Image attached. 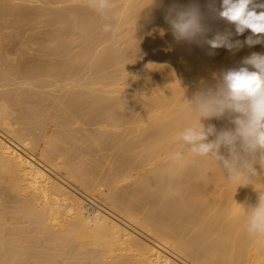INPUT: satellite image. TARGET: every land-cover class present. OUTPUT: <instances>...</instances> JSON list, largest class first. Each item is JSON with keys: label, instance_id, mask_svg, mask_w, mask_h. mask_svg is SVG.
<instances>
[{"label": "bare ground", "instance_id": "obj_1", "mask_svg": "<svg viewBox=\"0 0 264 264\" xmlns=\"http://www.w3.org/2000/svg\"><path fill=\"white\" fill-rule=\"evenodd\" d=\"M193 2L209 38L252 35L211 0H116L103 15L88 0H0V264H264L245 228L254 187L171 158L192 122L183 98L264 53L177 41L166 10Z\"/></svg>", "mask_w": 264, "mask_h": 264}, {"label": "clouds", "instance_id": "obj_2", "mask_svg": "<svg viewBox=\"0 0 264 264\" xmlns=\"http://www.w3.org/2000/svg\"><path fill=\"white\" fill-rule=\"evenodd\" d=\"M156 0H153V4ZM88 6L99 14L116 7V0H88ZM215 18L235 26V35L250 30L243 44L249 47L264 43V0H215L207 5ZM262 9L257 12V9ZM207 14L198 3L171 5L165 21L170 25L177 41L203 43L210 49L229 51L243 46L233 40L232 32L215 31L207 23ZM109 32L112 26L105 24ZM256 38H253V37ZM215 82L197 91L191 100H182L181 118L192 121L179 133V148L172 159L183 160L184 152L192 154L190 163L194 171L206 175L208 163L215 162L229 185H252L258 193L254 206L245 211V228L250 238L264 245V53H252L237 65L222 69ZM224 121L218 128L203 121Z\"/></svg>", "mask_w": 264, "mask_h": 264}]
</instances>
